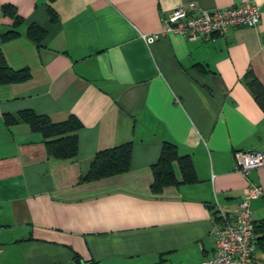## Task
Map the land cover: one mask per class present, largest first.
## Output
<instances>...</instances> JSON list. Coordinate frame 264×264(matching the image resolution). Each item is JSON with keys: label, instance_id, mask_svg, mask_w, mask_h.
<instances>
[{"label": "crops", "instance_id": "1", "mask_svg": "<svg viewBox=\"0 0 264 264\" xmlns=\"http://www.w3.org/2000/svg\"><path fill=\"white\" fill-rule=\"evenodd\" d=\"M191 1H249L260 18L211 37L168 31L146 42ZM5 2L23 20L0 50L30 76L0 83V264H78L76 253L95 264H195L214 253L215 202L230 211L248 181L262 188L251 207L264 222V165L243 175L234 157L264 151V109L245 77L252 70L264 85V0H0V33L13 27ZM30 23L46 30L39 42L25 34ZM24 108L53 121L76 115V154L55 157L26 122L4 123ZM165 140L190 155L197 181L154 189ZM126 141L127 170L81 179L96 151ZM256 236L264 264V229Z\"/></svg>", "mask_w": 264, "mask_h": 264}, {"label": "trees", "instance_id": "2", "mask_svg": "<svg viewBox=\"0 0 264 264\" xmlns=\"http://www.w3.org/2000/svg\"><path fill=\"white\" fill-rule=\"evenodd\" d=\"M4 13L13 17V27L2 31L0 38L9 39L19 34L18 26L23 18L16 12L12 3L5 2L1 5ZM50 18L55 20L57 13L51 5L48 6ZM46 30L36 23H30L26 29V35L39 42L45 36ZM30 76L28 68L15 69L9 66L0 50V83L16 82L27 79ZM247 83L254 93L257 102L264 109V85L258 77L248 70L245 74ZM4 123L8 126L18 122H26L30 129L38 131L45 138L46 150L55 157H72L77 152V133L76 130L81 126L80 120L73 113L60 121H53L47 114L37 113L31 108L19 109L15 112L3 114ZM132 144L126 141L112 147L100 149L95 152L90 161L87 172L81 176L82 180H93L115 173L123 172L129 168L130 153ZM174 162L177 164L180 178L176 176ZM153 187L160 189L163 184L168 183H188L197 181L193 161L189 154H179L176 144L165 140L162 144L160 154L156 162L152 164ZM213 214L216 215V210ZM257 227L264 229V222L256 224ZM262 236H256V245ZM74 258L78 264H95L92 260H83L76 253Z\"/></svg>", "mask_w": 264, "mask_h": 264}, {"label": "built area", "instance_id": "3", "mask_svg": "<svg viewBox=\"0 0 264 264\" xmlns=\"http://www.w3.org/2000/svg\"><path fill=\"white\" fill-rule=\"evenodd\" d=\"M259 18L257 3L244 1L206 9L191 1L187 6L170 10L163 16L161 29L143 34V37L146 42H152L160 34L172 31L189 39L206 38L224 34L232 27L254 25ZM234 157L235 166L243 175L264 165V151L261 150H236ZM262 193L258 184L248 181L230 211L215 202L218 219L211 227L214 253L195 264H260L254 255L256 231L251 201Z\"/></svg>", "mask_w": 264, "mask_h": 264}]
</instances>
